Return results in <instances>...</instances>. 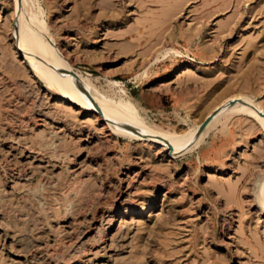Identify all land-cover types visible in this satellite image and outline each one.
I'll return each mask as SVG.
<instances>
[{
	"label": "rangeland",
	"instance_id": "rangeland-1",
	"mask_svg": "<svg viewBox=\"0 0 264 264\" xmlns=\"http://www.w3.org/2000/svg\"><path fill=\"white\" fill-rule=\"evenodd\" d=\"M23 2L104 111L179 140L229 106L169 155L50 82L0 0V264H264V0Z\"/></svg>",
	"mask_w": 264,
	"mask_h": 264
},
{
	"label": "bare ground",
	"instance_id": "bare-ground-1",
	"mask_svg": "<svg viewBox=\"0 0 264 264\" xmlns=\"http://www.w3.org/2000/svg\"><path fill=\"white\" fill-rule=\"evenodd\" d=\"M22 1L23 0H15L16 6L18 7L19 15H20V19L18 21L21 23L20 25H22L24 27V29H26L24 31H27L29 34H31L34 37V40L32 39L33 40L32 43H29V44L26 43V42L25 43L28 44L29 47L32 48L31 49L33 51L32 52V55H33L34 59L36 60L37 65L38 66L40 65L43 68V70H45V73L48 75L47 77H49L48 79L51 80L50 82L56 80L57 83L59 84V86L63 90H65L69 94V96L72 97L73 95H75L79 99H82L84 101V103L88 107L92 108L91 110H93V111H95L97 113L101 112V110H102L103 113H104V115L106 114L105 116H108L110 119H113V121H115V122H116V120L119 121V122L122 120V122H120V123L124 127H127L129 130H131L129 132H133V134H135L137 136H141V137H144V138H149V139L151 138V139H153V141H155L156 144H161L162 145V148L163 149H166L168 151L169 155L171 154V155L174 156L175 154L179 153V151H181L184 147H186V145L189 146V143L191 141L193 142L194 140L198 139L199 134H202V132H203L202 130L205 131V129L207 127H209L210 124L213 123L214 120L218 119L219 116H221V113L226 110L227 105L229 104V102H224L220 107H218L214 111H212L209 114V116L206 117V119L203 121V123H202V125L200 127H198L197 129H194V131L191 130L192 132L189 135L185 134L187 136H184L183 135L184 138L181 137L179 140L172 139L170 137V134L168 132L164 135V132L163 133L162 132L161 133H158L159 131L156 132L155 130L151 129L152 127L150 128V126H148V125L145 126L146 124L143 125V123L142 124L141 123H135L134 120H136V118L133 117L134 115H131L130 112L128 114L127 111L129 109L128 110L126 109L128 107H125V109L127 111H125V109H122V110L119 109L122 112L123 116H125L126 118H128V120H123L121 117H116V113H113V112H110V111H107V110L104 111L99 106V104L97 103V101L93 100V98H91L90 96H88V94H85V92L87 91V89L89 91V88H87V86H89V85H84V86H86V89H85V87L83 88V86L80 87L81 86L80 84H79L80 85L79 86L78 84H76L73 81L72 75H71L69 69L66 68L62 64L63 62L61 63V61L59 60V58H57V57L56 58H47L46 57V55H45V48H44V37H45V35H44V37L42 35V31H43L42 25L40 23L37 24L34 21V18H32V16L30 15L31 12H30V14H28V12L25 11L26 10L25 9L26 6L24 5L25 4L24 2L22 3ZM24 6H25V8H24ZM31 30H32L33 33L31 32ZM31 35H29V36H31ZM27 40H25V41H27ZM25 50H26V48H25ZM35 60H34V62H35ZM36 62H35V64H36ZM42 68H41V70H42ZM82 79L83 78H81V80ZM50 82H49V84H51ZM82 88L84 89V91L85 90L86 91L84 92ZM86 93H88V92H86ZM89 93H91V92H89ZM245 103H247V102H245ZM123 106H119V107L122 108ZM247 106H249V105H247ZM260 120H261V123L264 124V119L263 118H260ZM198 130H201V133ZM197 131H198V135L196 134ZM193 143H195V142H193ZM191 145H192V143H191ZM260 180H262V183L264 184V179H262V178L261 179H258V182H260ZM263 184H262V186H263ZM259 186L260 185H258V188H259ZM261 188H263V187H260L259 188L261 190V192H262V189ZM262 193H263L262 195L264 197V192H262ZM263 197H261L262 200H264ZM144 208L145 207L143 205L140 208V211L143 210ZM140 211L139 210L138 211H135V213H140ZM59 234H61V233H59ZM62 244L65 245L64 242ZM53 264H58V263H53Z\"/></svg>",
	"mask_w": 264,
	"mask_h": 264
},
{
	"label": "water",
	"instance_id": "water-1",
	"mask_svg": "<svg viewBox=\"0 0 264 264\" xmlns=\"http://www.w3.org/2000/svg\"><path fill=\"white\" fill-rule=\"evenodd\" d=\"M235 100H233V101H230V103H233Z\"/></svg>",
	"mask_w": 264,
	"mask_h": 264
}]
</instances>
